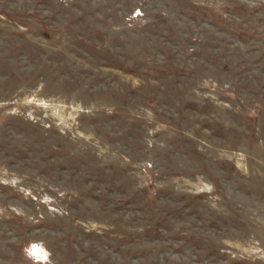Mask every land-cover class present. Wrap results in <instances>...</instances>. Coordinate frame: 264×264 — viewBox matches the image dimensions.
<instances>
[{
  "label": "rangeland",
  "instance_id": "374dc122",
  "mask_svg": "<svg viewBox=\"0 0 264 264\" xmlns=\"http://www.w3.org/2000/svg\"><path fill=\"white\" fill-rule=\"evenodd\" d=\"M0 264H264V0H0Z\"/></svg>",
  "mask_w": 264,
  "mask_h": 264
}]
</instances>
